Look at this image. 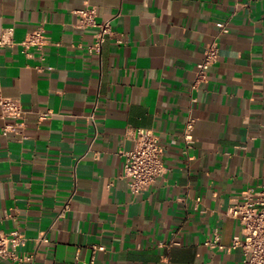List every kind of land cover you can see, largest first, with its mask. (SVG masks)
I'll list each match as a JSON object with an SVG mask.
<instances>
[{
	"label": "crops",
	"instance_id": "crops-1",
	"mask_svg": "<svg viewBox=\"0 0 264 264\" xmlns=\"http://www.w3.org/2000/svg\"><path fill=\"white\" fill-rule=\"evenodd\" d=\"M85 7L111 22L99 53L78 26ZM219 23V61L194 88ZM10 27L0 94L25 117L4 135L0 108V233L23 234L32 260L0 264H242L227 213L264 186V0H0V34ZM38 29L48 43L29 58L21 43ZM130 129L159 136L166 167L137 197ZM216 233L225 249L206 246Z\"/></svg>",
	"mask_w": 264,
	"mask_h": 264
},
{
	"label": "built area",
	"instance_id": "built-area-1",
	"mask_svg": "<svg viewBox=\"0 0 264 264\" xmlns=\"http://www.w3.org/2000/svg\"><path fill=\"white\" fill-rule=\"evenodd\" d=\"M79 15L78 26L80 29H95L96 34L92 45L89 47L90 53H99L107 38L112 37L113 31L111 22H98L97 10L95 7H85L77 12ZM228 33V26L225 23L217 25V33L205 50L203 60L196 65V83L205 82L208 79L209 70L219 61L221 36ZM15 29L13 27L5 29L0 34V48H10L15 46ZM48 43L43 29H38L30 33L21 43L22 53L27 57H32L30 51L42 53ZM118 44H123L119 39ZM41 71L42 68L38 67ZM1 117L8 120L2 133L20 134L24 127V112L19 102L3 97L0 94ZM50 114L42 115L46 119ZM89 120L94 123V116ZM194 128L191 120L183 133L184 140L190 144L193 142L192 130ZM128 135L134 141V148L125 153V163L123 165V176L129 180L131 194L134 197L146 192L150 187L165 179L166 167L163 162L164 148L159 136L148 129H130ZM68 205L60 214L67 212ZM228 216L237 220L240 225L241 237L234 240L230 249H240L243 253L242 264H264V186L257 190L246 189L235 201V205L229 209ZM39 243L47 242L45 235L38 239ZM26 237L18 231L11 233H0V261L26 262L32 260L25 256H20L19 251L25 247ZM210 248L225 249L219 243V236L216 233L212 242H206ZM101 246H92L93 253L104 251ZM95 264L93 257L88 263Z\"/></svg>",
	"mask_w": 264,
	"mask_h": 264
}]
</instances>
